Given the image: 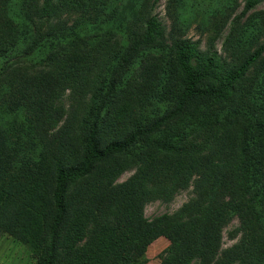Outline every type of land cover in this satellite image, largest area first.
<instances>
[{
  "label": "rangeland",
  "instance_id": "1",
  "mask_svg": "<svg viewBox=\"0 0 264 264\" xmlns=\"http://www.w3.org/2000/svg\"><path fill=\"white\" fill-rule=\"evenodd\" d=\"M39 1L0 0V40L24 43L19 54L6 61L9 74L0 85V264H37L41 238L33 226L37 213L24 201L37 185L51 192L62 151L71 149L68 161L78 157L79 123L92 99L98 107L91 120L99 119L105 146L131 131L132 122H150L173 105L170 50L176 40L196 41L203 52H218L230 65H237L264 41V0L238 26L233 21L245 0H162L155 13L166 29L163 44L139 51L121 67L130 38L140 30L143 10L152 0H61L54 22L42 24L44 53L39 56L37 50H29ZM49 55L54 69L26 71L21 66L26 58L37 61ZM160 151L167 154L160 155L156 166L177 179L169 194L144 202V217L175 215L194 201H203L209 185L218 182L228 189L222 190L225 196L220 200L234 206L211 228L214 262L248 258L251 263L255 255H264V208H258L254 218L221 170L243 156L246 171L259 169L264 185V56L237 87L232 104L204 101L178 124L142 141L137 155L146 161ZM99 170L102 178L118 186L148 173L146 164L128 157ZM170 247L166 237L155 239L143 264H162ZM190 264L203 263L194 259Z\"/></svg>",
  "mask_w": 264,
  "mask_h": 264
},
{
  "label": "trees",
  "instance_id": "2",
  "mask_svg": "<svg viewBox=\"0 0 264 264\" xmlns=\"http://www.w3.org/2000/svg\"><path fill=\"white\" fill-rule=\"evenodd\" d=\"M161 1L152 0L143 10L141 28L130 38V49L124 54L121 67L128 65L139 51L163 44L166 29L155 13ZM60 2L39 1L38 22L34 23L36 34L30 52L37 50L39 56L43 55L42 24L54 22L62 9ZM260 3L261 0H245L242 11L233 21L234 26ZM23 45L20 41L0 40V85L9 74L6 61L19 54ZM170 51L175 80L173 105L150 122L141 125L132 122L131 131L109 140L104 146L100 141L99 119L91 120L98 107L92 99L79 123L76 140L81 151L78 157L68 161L66 157L71 149L62 151L55 163L51 192L41 185L29 192L24 204L37 213L33 226L41 236L37 264H143L148 247L159 237H166L171 243L162 264H190L194 259L203 264H264V255H255L251 263H247L248 258L232 263L214 262L216 241L211 228L225 220L230 207L234 206L220 200L228 189L218 182L209 185L208 196L203 201H194L175 215L152 220L143 215L144 202L169 194L177 177L156 166L161 162L160 155H166L167 151L152 153L143 161L141 154L137 155L139 144L168 126L178 124L190 109L204 101L232 104L237 87L263 58L264 41L237 65L228 64L218 52H203L199 43L191 39L176 40ZM52 59L51 55L37 61L26 58L21 66L26 71L43 66L54 69ZM114 87L115 84H111L109 90ZM122 157L146 164L148 173L136 174L119 186L100 176L101 165ZM154 168L157 171L152 174ZM221 170L230 179L233 190L241 193L238 200L247 205L246 209L256 218L257 209L264 208V185L259 169L253 173L246 171L242 156L240 162L226 163Z\"/></svg>",
  "mask_w": 264,
  "mask_h": 264
}]
</instances>
